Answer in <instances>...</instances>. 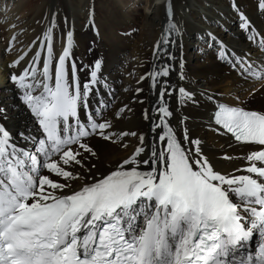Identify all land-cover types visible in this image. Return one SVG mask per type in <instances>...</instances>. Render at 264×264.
I'll return each instance as SVG.
<instances>
[{"label": "snow or ice", "instance_id": "snow-or-ice-1", "mask_svg": "<svg viewBox=\"0 0 264 264\" xmlns=\"http://www.w3.org/2000/svg\"><path fill=\"white\" fill-rule=\"evenodd\" d=\"M230 7L240 33L250 45L258 39L264 54V32L235 0ZM165 8L170 26L154 44L151 71L137 81L153 98L143 107L141 87L130 97L143 107L144 123L135 130L121 127L133 111L129 104L106 111L112 89L101 77L102 58L77 66L67 16L61 23L50 12L41 33L7 65L12 88L0 91L14 99L0 103V264H264V109H246L239 95L223 101L183 85L182 51L178 57L172 50L179 26L171 6ZM256 8L264 15V0ZM204 43L246 81H264V60L257 65L251 47L229 54L211 32ZM14 46L15 36L4 52ZM174 72L180 84L169 79ZM201 99L207 102L202 127L233 152L235 144L238 156L207 153L188 118L174 117L170 102L179 112ZM10 110L28 123L10 127ZM109 145L126 155L100 171V153ZM257 237L253 255L248 248Z\"/></svg>", "mask_w": 264, "mask_h": 264}, {"label": "bare ground", "instance_id": "bare-ground-1", "mask_svg": "<svg viewBox=\"0 0 264 264\" xmlns=\"http://www.w3.org/2000/svg\"><path fill=\"white\" fill-rule=\"evenodd\" d=\"M233 0H0V90L11 89L8 83V73L13 71L7 65L44 27L46 13H59L58 22L68 17V26L74 32L72 55L78 67L90 64L95 58H102L101 77L106 80L112 89V96H105V102L110 103L107 112L112 111L117 103L129 104L133 111L126 114L121 122L122 128L135 130L144 122L142 119L143 107L148 106L152 100V94L148 85L144 82L137 84L140 77L151 71L154 60L153 47L159 39L164 28L169 27L166 18V5H170L175 15V22L179 30L174 33L176 47L174 50L179 57L182 51L187 80L183 85L193 89L197 95L202 91H210L219 94L223 101H232L237 95L246 107L250 101L260 102L264 106V81H246L238 73L232 71L227 63L217 60V53L204 43L207 33H215L223 38L229 47V54L233 51L243 53L251 47V59L257 62L264 60V54L259 49V40L255 45H250L245 35L236 27L238 23L230 7ZM251 19L256 29L264 32V15L256 8L257 0H235ZM51 6L57 9L50 10ZM142 6V8H141ZM227 9V10H225ZM94 19V28L87 27ZM219 26V28H218ZM15 36V46L10 53L4 49L10 39ZM193 44L201 49L192 55H187L188 47ZM61 38L57 33L56 48L60 49ZM172 46L170 45V49ZM192 50V49H191ZM188 57V61L186 58ZM127 60L131 62L126 64ZM179 71V66H176ZM79 78L83 81L86 73L81 71ZM169 79L174 84H180L176 72ZM137 87L144 89L142 98L145 99L143 107L139 103L131 101L130 97ZM127 89V91H126ZM101 93L106 90L103 84ZM251 92V94H249ZM11 92L0 91V103L11 104L13 101ZM174 117L186 116L188 128L194 135L204 139V149L207 153H220L222 150L240 154V149L233 144L235 152L228 148L223 138L214 136L205 123L207 102L201 99L200 104H187L175 111V102H170ZM258 110V109H257ZM10 127L23 128L29 118L21 112L10 110ZM30 126V125H29ZM172 126H177L175 118ZM129 147L133 138L129 137ZM126 155L123 148L109 145L100 153L101 162L97 164L100 171L107 168V161H116ZM95 162V161H94ZM231 162L220 161V167L230 168ZM259 238H254L248 251L255 254Z\"/></svg>", "mask_w": 264, "mask_h": 264}, {"label": "rangeland", "instance_id": "rangeland-1", "mask_svg": "<svg viewBox=\"0 0 264 264\" xmlns=\"http://www.w3.org/2000/svg\"><path fill=\"white\" fill-rule=\"evenodd\" d=\"M141 8H142V6H141ZM53 9H57V6H51L50 7V10H52L53 11ZM225 10H227V9H225ZM49 13H46V15H48ZM196 43H199V42H197L195 39H192V47L190 46V47H188V49H187V51H186V53H187V55L189 56V55H192L193 53H195V52H198L201 48L199 47V46H196V45H194V47H193V44H196ZM192 49V50H191ZM193 52V53H192ZM186 61H188L189 62V60H188V57L186 58ZM124 62H126V64H129V63H131V62H128L127 60H125ZM260 105V102H257V101H250L249 103H247L246 104V107H249V108H254V109H258V110H260V109H264V106H259Z\"/></svg>", "mask_w": 264, "mask_h": 264}]
</instances>
